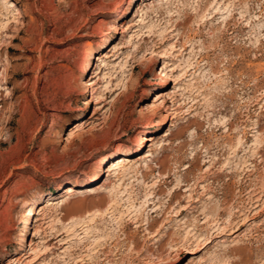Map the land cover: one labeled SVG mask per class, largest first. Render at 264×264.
<instances>
[{
    "label": "rangeland",
    "instance_id": "rangeland-1",
    "mask_svg": "<svg viewBox=\"0 0 264 264\" xmlns=\"http://www.w3.org/2000/svg\"><path fill=\"white\" fill-rule=\"evenodd\" d=\"M130 1L15 0L19 14L0 12V23L10 16L0 29V264H264V205L241 216L237 230L211 220L212 242L194 243L192 253L160 247L182 240L184 220L205 230L203 206L234 212L264 190V0H231L226 10L216 0H134L131 8ZM88 49L97 54L82 76ZM151 49L155 57L143 61ZM104 50L106 63L98 60ZM157 93L159 110L150 107ZM77 123L82 129L68 141ZM143 135L154 140L130 153L125 166L140 171L122 186L136 203L157 194L160 208L146 213L160 233L150 237L127 214L117 224L111 213L86 229L83 220L108 206L117 181L110 161ZM102 161L105 171L92 182ZM178 178H196L198 200L187 201L184 187L169 200ZM96 183L98 192L72 193L60 205L65 186ZM53 192L61 196L48 205ZM111 228L115 235L94 241Z\"/></svg>",
    "mask_w": 264,
    "mask_h": 264
},
{
    "label": "bare ground",
    "instance_id": "bare-ground-1",
    "mask_svg": "<svg viewBox=\"0 0 264 264\" xmlns=\"http://www.w3.org/2000/svg\"><path fill=\"white\" fill-rule=\"evenodd\" d=\"M133 1L134 0H131L130 3H129L130 4V6H129L130 8L132 7L131 4L133 5ZM169 3H170V0H164L161 3V5H168ZM232 5L233 4H232L231 0L228 1V2L227 1L223 2L222 0H216V3L214 4V6L215 7L218 6V9H220V10H222V9L226 10L228 8L227 6H232ZM17 6H18V4L15 2V0H0V12H1L2 15H5V16H8L9 14L15 15L16 13H18L17 11L14 12V10H17L15 8ZM224 6H226V7L224 8ZM223 13H225V12L223 11ZM202 17H203V15H202ZM6 18H7L6 21L1 20L0 29L6 26L7 21H9V19H10V16L6 17ZM123 18H124L123 17V13H121L119 15V18L117 19V21L120 22L121 19H123ZM143 20H144V17H142L140 19V21H143ZM134 24H138V23H134ZM128 28L127 29H123V30L126 32L127 30H129ZM117 32H120V29H118V27H115L113 29V31L106 37V39H105V41L103 43V46H109L111 41L114 38V34L117 33ZM96 54H97V50H95V49H88L87 50V52L85 54V57H84V65H83V68L81 70V75L82 76H85L88 73L89 61H91V59L94 56H96ZM155 54H156L155 50L151 49L149 55L145 56L143 58V61H146V60H149L151 58H154ZM98 56H99L98 60L100 59L101 61L106 63L105 59L110 57L111 55L106 50H104ZM123 58H124V56H123ZM120 66H123L122 62H120ZM102 75H103L102 77H104V73H102ZM85 82H86L87 86H91L92 85V82H90L89 80H85ZM161 98H162V94L161 93H157L156 99L154 100V102H152L150 107L152 109L159 110L161 108V103H162ZM222 121H223V119H222ZM159 128H160V123L157 124V125H154L150 130L154 131V130H158ZM81 129L82 128L80 126V123H77L75 126L71 127L69 129L67 140L70 141L72 138L78 136V134L81 131ZM146 131H148V130H146ZM245 134H246L245 131H243V136ZM241 139H242V137L238 136L237 143H240ZM149 140H154V137H149V136L146 137V136L143 135L141 137V139H140V143L138 144V146L136 148H134V150L132 149L131 151H126L125 154L117 156L116 158H114L113 161H110V164L112 163L111 165L114 166L113 169H114V172L117 173L116 177H118V178H117V181L115 183H113L112 187L108 189L109 190L108 193H109V196H110V200L108 201V206H105L103 209H100V208L98 209L97 208L92 213H89L88 214L89 215L88 219H84L83 220V227L87 226L86 229H88L89 226H88L87 222L89 220H92L97 215L104 216V215H107V214L111 213L110 217L113 216L112 218L117 221V224H119L120 221H122L124 219V217H125L124 215L127 214V216L130 217L131 222H134L137 225H144L145 226V232L150 237L154 238L160 233L158 228L157 229L154 228V226L156 225V221L155 220L154 221H150L148 216H147V213H146L148 208H152L153 209L154 207H156V209H154L153 212H155L158 208H160L159 202L155 203V200H154L155 197L157 196V194L154 193L153 191L147 192L145 198H143V200H141L139 203H136L135 200L131 198L130 192H129V194L126 193V191H127L126 185H123V186H125L124 188L122 186V180L128 174H131L132 172L134 173L135 171H136L135 173H138L140 171V169H137L135 167L137 165L130 166L129 168H128V166L127 167L125 166L127 161L131 160V158L129 156L130 153H135V152L140 151L143 147L145 148L147 146V141H149ZM256 141L260 142V139H258V137H256ZM261 150L264 151V143L262 145ZM148 156H151V153L145 155V157H147V158H148ZM218 162H220V160ZM144 163H146V167L147 166L149 167V165H148L149 163H147V162H144ZM123 166H125V167H123ZM103 171H105V161H102L99 164L97 172L95 173L94 178L92 179V182L94 180L99 179L101 177V173ZM132 176H134V175L132 174ZM166 177H167V175H166ZM194 181L195 182L197 181L196 178H195ZM195 182L190 184L188 179H180V178H178V181L175 184V188H174L173 193L171 195V198L169 200L172 201V199L177 194H179V191L183 187L185 188L184 191L188 192V194H186L187 198H188L187 201L194 200V198H193L194 196L191 194V192L194 190L193 187H194V184H196ZM203 187H206V186L204 185ZM260 189H262V188H260ZM98 191H99V184L98 183H96L94 185H82L80 187H77V186H75L73 184L72 185H67V186H65L63 188V192L65 193L63 197H65V198L61 201L60 205L61 206L65 205L67 199L70 197V195L72 193H77L79 195L80 194H84L85 195L87 193H91V192L95 193V192H98ZM126 195H128V196H126ZM59 196H61L60 193H54L53 192L45 200V203L47 202L48 205H52V204H54V202L57 201V198ZM125 196H126V200L125 201L128 204H126V208L125 209H120L119 205L122 206V201L125 199ZM250 199H252V201H251L250 205L248 204L249 206H240V208H238L236 211L234 210V212H230V213H226V211L221 207L222 205L219 204L218 202H216L215 204H213L211 206H207V205L203 206V208L201 210V213L203 215L202 218L205 219L202 222V224L206 225L205 230H203L201 228L200 231H199V230L196 229V226L194 225V223H187V221L184 220V221H182V223L186 224V226L184 227V234H183L182 240L181 241L180 240L177 241L176 239H172V240L164 242V243L161 241L160 242V247H164V245H166L169 248L178 249L177 247L181 244V246L183 245L184 247L186 246L187 248H192V249H187L186 250L189 253L194 252V248L195 247L196 248L198 247V249H201V248L205 247L207 244L212 242L210 231L208 229L209 227L207 228V226H208V224H209V222L211 220L215 221V219L217 220V224H218L220 219L222 220L220 222L218 228H220L221 225L224 224V227H229L228 230H230L231 228H234V230L239 229L240 226H242L244 224L243 220L240 221V217L241 216H243V219H246L247 217H249L248 215L252 212V210L258 208L259 206L264 205V190L255 191L254 195H252ZM196 200H198V198H196L194 201H196ZM152 203H154L153 206H151ZM29 206L30 207H28L25 210L26 214H25V217H24V220H23V226L21 227V232L23 233V235H22V239L20 241V245H23L25 243V241H28V240H26V232L29 230V225L32 222L31 220H32L33 216L36 214L37 207L39 206L38 201L37 200L32 201L29 204ZM178 206L180 208V209L178 208V210H181V211L185 210V207H184L183 203L178 204ZM178 210L176 212H178ZM167 223H168L167 221H165V222L162 221L161 222V224H163V226L165 224H167ZM86 229L84 230L85 231V235L87 234ZM111 229H112L111 231H107V232H105L102 235H98V237H94V241L97 242V240H99L98 238H101V237H104V236L105 237L106 236L112 237L113 235H115L116 228H111ZM83 236L79 237L80 238L79 241H83ZM194 243H196L195 247H189L191 245L193 246ZM238 248H241V247H238Z\"/></svg>",
    "mask_w": 264,
    "mask_h": 264
}]
</instances>
